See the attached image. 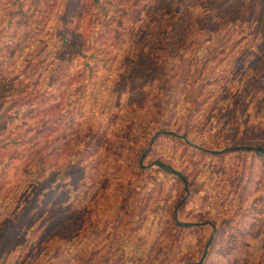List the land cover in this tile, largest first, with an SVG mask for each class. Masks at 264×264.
I'll use <instances>...</instances> for the list:
<instances>
[{
    "label": "rangeland",
    "instance_id": "rangeland-1",
    "mask_svg": "<svg viewBox=\"0 0 264 264\" xmlns=\"http://www.w3.org/2000/svg\"><path fill=\"white\" fill-rule=\"evenodd\" d=\"M172 1L0 0V264H264V0Z\"/></svg>",
    "mask_w": 264,
    "mask_h": 264
},
{
    "label": "trees",
    "instance_id": "trees-1",
    "mask_svg": "<svg viewBox=\"0 0 264 264\" xmlns=\"http://www.w3.org/2000/svg\"><path fill=\"white\" fill-rule=\"evenodd\" d=\"M193 0H176V2L172 1L173 4V9L175 11H178L179 13H183L185 7L189 4H192ZM225 2V0H218V3H223ZM184 23H183V19H179L177 21V23L174 25L173 31L171 32V36L170 38L172 39V42L174 44H179L182 41V27H183ZM160 37V41L165 42L167 41V38L164 36V34H158ZM155 39V38H153ZM166 45V44H165ZM128 70L126 71V74H123V84L121 87V90H126V85L127 83H129L131 86V92H132V99H134L135 102H142V101H147L148 98L150 97L149 94L144 90V87L147 85V83L150 81V78L154 75V69L153 68H149V67H144V66H140L138 65V63H135L133 65L132 62H130L127 65ZM138 111H132V114L135 116L136 113ZM129 118V116H124V119ZM129 121H134V118H132L131 120H127ZM137 123V121L135 122ZM157 123H160V120L157 119ZM167 128V127H166ZM168 129L163 130L162 132H159V134L161 136H165V137H170L171 133L166 132ZM133 131H137L139 134L147 135L148 132L146 129H143L141 126H138V128L136 130L132 129L130 130V132L132 133ZM117 137H119V135L117 134ZM171 137L173 138H177L176 135H172ZM183 137H187V134H184ZM146 138V136H145ZM144 139V138H143ZM121 147H123V149H132V145L130 140H127L126 137H123L120 141ZM244 147H252V146H244ZM244 147H234V148H229L227 150H225L224 152H216V151H210V150H205L206 154L208 156L211 157H215V158H219L222 157L223 155H232V154H242L245 156H251L252 159H254V157L259 158V160L264 161V154L257 152L256 150H247V149H243ZM242 148V149H241ZM142 152V151H141ZM140 156V154H139ZM247 158V157H244ZM113 164V163H112ZM111 164V166H112ZM157 165L165 170H168L169 168H167V166L158 161ZM137 169L140 171V173L145 171V168H143L142 165H140L139 162H137ZM252 170V169H251ZM250 170V171H251ZM109 173V172H108ZM107 173V174H108ZM249 176V174H248ZM181 181L186 183V181L184 180L183 177H180ZM184 180V181H183ZM246 182H248V177L245 178ZM103 181H105V184L103 185L104 189H107L109 187V184H107L109 181H111L110 176L106 177ZM250 182V180H249ZM43 187L45 188L46 186L43 185ZM187 191V190H186ZM36 201V200H34ZM33 201V202H34ZM32 202V203H33ZM30 208H32L31 202L29 204L26 205L25 210H30ZM222 225L224 227H227L228 230H231V228H233V223L231 221H227V220H223ZM177 228L179 229H183V230H191V227L188 226H180V225H175Z\"/></svg>",
    "mask_w": 264,
    "mask_h": 264
},
{
    "label": "water",
    "instance_id": "water-1",
    "mask_svg": "<svg viewBox=\"0 0 264 264\" xmlns=\"http://www.w3.org/2000/svg\"><path fill=\"white\" fill-rule=\"evenodd\" d=\"M153 142H154V139L151 141V146H152ZM241 149H242V148H241ZM243 149H247V150H256L257 152H260V153H263V154H264V148H262V147H244ZM174 174H175L176 176L182 177L181 173L178 172V171H174ZM208 224H209V223H208ZM186 225L190 226V224H186Z\"/></svg>",
    "mask_w": 264,
    "mask_h": 264
}]
</instances>
